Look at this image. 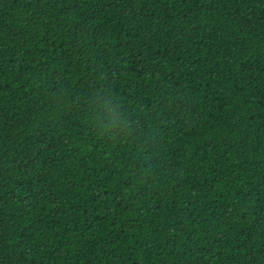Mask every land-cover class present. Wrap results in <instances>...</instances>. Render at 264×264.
<instances>
[{
    "label": "trees",
    "instance_id": "16d2710c",
    "mask_svg": "<svg viewBox=\"0 0 264 264\" xmlns=\"http://www.w3.org/2000/svg\"><path fill=\"white\" fill-rule=\"evenodd\" d=\"M0 264H264V0H0Z\"/></svg>",
    "mask_w": 264,
    "mask_h": 264
},
{
    "label": "clouds",
    "instance_id": "9594fccd",
    "mask_svg": "<svg viewBox=\"0 0 264 264\" xmlns=\"http://www.w3.org/2000/svg\"><path fill=\"white\" fill-rule=\"evenodd\" d=\"M105 107H107V104L105 103V105H104ZM110 112V111H109ZM113 120L115 121V118L113 117Z\"/></svg>",
    "mask_w": 264,
    "mask_h": 264
}]
</instances>
